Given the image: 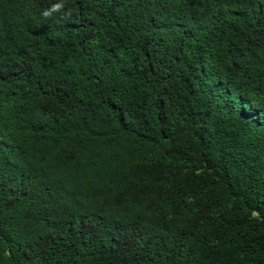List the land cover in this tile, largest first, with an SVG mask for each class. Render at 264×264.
Returning a JSON list of instances; mask_svg holds the SVG:
<instances>
[{
	"label": "trees",
	"instance_id": "trees-1",
	"mask_svg": "<svg viewBox=\"0 0 264 264\" xmlns=\"http://www.w3.org/2000/svg\"><path fill=\"white\" fill-rule=\"evenodd\" d=\"M0 264H264V0H0Z\"/></svg>",
	"mask_w": 264,
	"mask_h": 264
},
{
	"label": "clouds",
	"instance_id": "clouds-1",
	"mask_svg": "<svg viewBox=\"0 0 264 264\" xmlns=\"http://www.w3.org/2000/svg\"><path fill=\"white\" fill-rule=\"evenodd\" d=\"M62 9H63V4H57V5H54V6H53L52 11H60V10H62ZM43 15H44L45 17H48V16L50 15V13L46 11V12L43 13ZM65 15H68V14L65 13Z\"/></svg>",
	"mask_w": 264,
	"mask_h": 264
}]
</instances>
